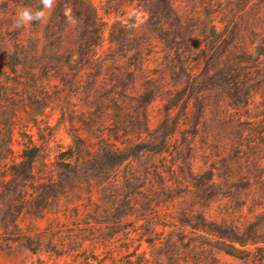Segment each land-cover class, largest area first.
Returning a JSON list of instances; mask_svg holds the SVG:
<instances>
[{
    "label": "trees",
    "instance_id": "16d2710c",
    "mask_svg": "<svg viewBox=\"0 0 264 264\" xmlns=\"http://www.w3.org/2000/svg\"><path fill=\"white\" fill-rule=\"evenodd\" d=\"M55 1L48 29L46 26L54 42L48 56L41 58L38 46L28 42L43 27L41 21L21 27L14 24L18 10H42L40 0H0L4 16L0 20L4 45L0 68V240L9 246L20 245L33 255L47 253L52 264H201L194 259L198 252L211 254L213 249L245 264H264V247L256 246L264 243V238H259L262 224L249 223L243 229L235 226L228 232L208 220L200 210L203 208L171 213L169 204L176 199L183 203L190 196L195 205L203 207L202 199L222 195L212 171L175 182L182 186V194L173 195L177 187L169 184L156 164L134 166L145 158L163 160L182 118H188V109L197 111L199 122L209 109L203 103L212 96L218 95V108L226 106L235 113L239 109L248 113L258 98L264 99V0H190L195 6L190 15L180 13L174 0H128L147 13V27L164 47L161 65L171 68L175 77L174 90L149 83L129 95V88L116 82L107 101L112 107L106 104L104 112L112 118V134L92 138L84 129V125L89 129L88 118L78 122L74 111L61 110V119L69 117V144L58 146L51 159L53 135L47 137L45 149L22 132V149L15 157L11 143L15 126L24 119L20 113L27 116L34 110L41 101L39 93L49 96L51 80L57 79L72 98L80 93L84 73L103 68L107 60L112 68H133L127 72L131 78L132 72L148 67L142 56L149 46L141 48L135 35L123 27H113L109 57L101 59L105 24L93 5L88 0ZM68 20L73 23L72 30ZM186 20L196 21L192 32L185 28ZM160 95L166 96L167 107L163 121L151 132L146 109ZM174 111L177 113L172 116ZM42 113L35 112L21 123L36 124ZM133 116L144 119L135 140L127 130ZM255 118L247 117L241 123L245 130L257 127ZM119 139L122 148L116 146ZM37 140L45 142L40 135ZM249 174L248 170L242 173L241 186L231 184L228 188L250 192L256 177ZM23 215L31 220L27 228L19 223ZM45 216L47 227L40 229L35 221ZM249 244L255 247L253 251L240 249Z\"/></svg>",
    "mask_w": 264,
    "mask_h": 264
},
{
    "label": "rangeland",
    "instance_id": "374dc122",
    "mask_svg": "<svg viewBox=\"0 0 264 264\" xmlns=\"http://www.w3.org/2000/svg\"><path fill=\"white\" fill-rule=\"evenodd\" d=\"M95 8L98 17L105 24L103 32V43L99 51L101 59H108L110 54V32L115 27H123L125 31L132 32L137 39V44L141 48L148 45L149 49H144L143 58L147 60L148 67L142 68L139 71L132 72V78L128 75V70L133 68H112V63L107 60L103 62V68H94L91 74L88 71L81 77L83 86L80 88V93L75 97L68 98L67 92L61 87V83L57 80H51L48 87L49 96L39 93V104H36L34 110L18 122L13 132V140L11 143L14 156L17 157L22 149V132L32 136L34 142L38 145L47 146V137L53 135L54 139L50 142V149L53 155L58 150V146L65 147L69 144L67 132L69 123L67 122V115L64 120L61 119V110L65 112H75L76 121H81L88 118L89 135L92 138L103 135L108 136L112 134L113 122L110 116L105 115L106 104L111 96V89L116 82L119 86H127L129 88L128 94L132 95L141 90L149 83L159 86H165L174 90L172 87L175 84V77L171 75V68H163L162 57L164 55V47L158 39L149 31L147 27L148 15L144 9L135 1L128 0H88ZM173 1V0H172ZM176 1L175 6H178L179 12L184 15H190L194 10V4L190 0ZM56 2V1H55ZM53 8L46 11V19L41 21L42 28H39L38 34H35L28 42L37 45L40 52V57L48 56L49 48L54 42L47 33L48 21L53 13ZM254 14V13H253ZM254 17V16H252ZM4 16L0 11V20ZM196 24L195 20L185 22L187 31L192 32ZM47 26V29H46ZM68 28L73 29V23L68 20ZM1 39V38H0ZM6 42L9 41V36L4 38ZM27 39V37H26ZM68 42H72L67 39ZM4 45L0 40V68L3 65L2 48ZM147 50V51H146ZM20 69V68H19ZM28 69V68H23ZM57 85V87H55ZM179 88V85H176ZM126 87V88H127ZM61 94L59 99L56 97ZM17 98L14 97V100ZM166 96L160 95L147 107L146 112L149 117V130L152 132L164 119L165 110L167 107ZM127 102H129L127 100ZM209 102V103H208ZM208 102L209 109L206 112V118L199 122L196 120L197 111L189 110L188 118L181 121L179 130L171 138V146L169 152L161 157L145 158L135 162V167L144 168L152 163L156 164L161 171H164L166 180H170L169 184L176 191L174 194H182V186L175 182L190 181L193 176H199L206 171H212L214 180L221 185L220 191L222 195L212 197L210 199H202L200 206L192 202L191 197L186 198V202H181V199H176L173 204H169V208L173 215L181 210H197L206 212L207 219L215 221L223 225L227 231L231 227L238 226L240 229L246 228L249 223L262 224V231L259 238H264V214L256 217L260 212L264 213V99H257L256 104L251 106L249 112L239 109L237 113L226 106L218 108V95L212 96ZM28 102L26 101V104ZM15 107L19 106L14 102ZM112 107V104H107ZM198 105V104H197ZM29 106V104H28ZM42 109V107H44ZM192 106V105H191ZM220 106V105H219ZM43 110L41 116L37 118V123L22 124L25 119L30 118L35 112ZM82 111H90L91 114L86 116L81 115ZM109 110V114H110ZM108 112V111H107ZM176 111L172 116L176 115ZM69 114V113H67ZM255 116L257 127L252 131L245 130L247 117ZM137 119V118H136ZM127 125L130 137H133L136 132L142 131L144 119L140 116L135 120L134 116ZM263 121V124H259ZM17 123V122H16ZM140 124L138 126L137 124ZM240 123V124H239ZM260 125V126H258ZM25 126V127H24ZM78 126V123H75ZM83 126V125H82ZM81 126V127H82ZM135 127V129H134ZM82 134H87L81 131ZM38 135L45 140L44 144L38 141ZM145 133L142 138H145ZM122 139L116 142V146L122 148L124 145L120 144ZM93 141H96L93 139ZM123 141V140H122ZM255 162L252 166L249 163ZM38 169H42L37 165ZM248 168V169H247ZM250 168V169H249ZM171 170L173 173H171ZM250 172L249 176L255 178L252 181L253 189L250 192L244 190H230L228 186L235 184L241 186L243 184L242 173ZM156 186V185H155ZM179 189V190H178ZM96 198V196H95ZM208 198V197H207ZM192 205H195L192 209ZM31 220L29 217L23 215L19 219L20 226L27 228ZM40 229L47 227V216L42 220L35 221ZM245 230V229H244ZM247 231V230H246ZM229 232V231H228ZM240 231L238 234H241ZM208 244L207 241L204 242ZM257 247H264V243H258ZM146 245L143 246L145 248ZM236 247L239 248L238 245ZM210 248V247H209ZM244 250L253 251V245H246ZM161 259V258H160ZM194 259L196 263L201 264H245L243 260L235 258L226 254L224 251L213 249L210 252H198ZM161 261V260H160ZM52 264L53 262L47 260V253L33 255L24 247L13 244L7 245L6 242L0 240V264ZM56 264V263H55ZM161 264H165L163 261Z\"/></svg>",
    "mask_w": 264,
    "mask_h": 264
},
{
    "label": "clouds",
    "instance_id": "9594fccd",
    "mask_svg": "<svg viewBox=\"0 0 264 264\" xmlns=\"http://www.w3.org/2000/svg\"><path fill=\"white\" fill-rule=\"evenodd\" d=\"M45 10H51L55 3V0H40ZM46 19V11L44 10H34L30 7H25L18 10L17 19L14 24L16 27H21L32 21H42Z\"/></svg>",
    "mask_w": 264,
    "mask_h": 264
}]
</instances>
